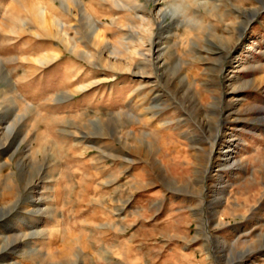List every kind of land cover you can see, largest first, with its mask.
<instances>
[{
    "label": "rangeland",
    "instance_id": "374dc122",
    "mask_svg": "<svg viewBox=\"0 0 264 264\" xmlns=\"http://www.w3.org/2000/svg\"><path fill=\"white\" fill-rule=\"evenodd\" d=\"M78 2L0 0V264H264V0Z\"/></svg>",
    "mask_w": 264,
    "mask_h": 264
},
{
    "label": "crops",
    "instance_id": "0c3cea01",
    "mask_svg": "<svg viewBox=\"0 0 264 264\" xmlns=\"http://www.w3.org/2000/svg\"><path fill=\"white\" fill-rule=\"evenodd\" d=\"M173 193H175V191H173ZM178 194H179L178 196L180 198L181 187L178 188ZM163 196H164L163 193H161V194L157 195L155 198L151 199L149 201V203L156 202V204H158V202L160 200H164ZM138 199H140V203H141L142 198H138ZM175 202H176V200H175ZM124 208L125 207H123V206H121V207L118 206L117 208H115L116 214L122 213ZM142 208H144L143 205H141V204L136 205V210L138 211V213L141 212ZM174 208L180 209V207H174ZM97 212H100L99 213L100 215L102 213V211L100 209H99V211L97 210ZM111 213L114 214V212H112V211H111ZM107 217L105 216L104 219H100L97 222V224H99V226H97V227L99 229H101L100 230L101 232H102L103 227L109 226L110 228H112L115 225V220L111 219L112 216H107ZM122 219L125 221H130L128 213H126V215ZM123 220L120 221V223L118 224V226L121 230V237L118 238L117 243L113 242L114 246H116L117 248L118 247L121 248L120 250L118 249L119 250L118 252H120L121 257L119 259H116V262L118 264H144V263H146V260H145L144 255H143V250H142V246L144 245V241H145L142 224H140L141 226L136 225L137 227L134 228L133 230H131L129 232L130 234H128L127 227L130 226V223L123 222ZM177 237H178L177 240L175 238V241L171 246V251H174L175 254L177 253V255H178L177 261H179V263L181 261L182 247H186L185 252H184L185 256H193V255L196 256L195 252H193L192 249L187 248L188 247L187 244H185L184 246L181 244L182 239H181L180 233H177ZM100 238H101V236H100ZM105 239H108V238H105ZM132 247H133V249H135V251H132V254H131ZM133 254H134V257L132 256ZM204 262L208 263V259H206V257L204 259Z\"/></svg>",
    "mask_w": 264,
    "mask_h": 264
},
{
    "label": "bare ground",
    "instance_id": "6f19581e",
    "mask_svg": "<svg viewBox=\"0 0 264 264\" xmlns=\"http://www.w3.org/2000/svg\"><path fill=\"white\" fill-rule=\"evenodd\" d=\"M77 4L79 3L78 0H74ZM64 2V1H62ZM61 4H65V3H61ZM82 13V12H81ZM85 13V12H84ZM92 30H94V27L92 28ZM32 211V210H30ZM24 220L27 222L28 219L24 218ZM2 236H5L4 232L3 231H0V238H4ZM4 240V239H3ZM5 255V254H4ZM2 256V255H1Z\"/></svg>",
    "mask_w": 264,
    "mask_h": 264
}]
</instances>
